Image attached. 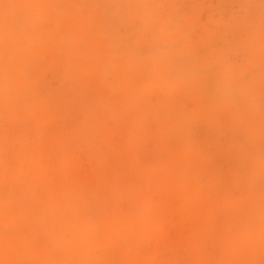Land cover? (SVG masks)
<instances>
[{
	"label": "rangeland",
	"instance_id": "obj_1",
	"mask_svg": "<svg viewBox=\"0 0 264 264\" xmlns=\"http://www.w3.org/2000/svg\"><path fill=\"white\" fill-rule=\"evenodd\" d=\"M48 259L264 264V0H0V264Z\"/></svg>",
	"mask_w": 264,
	"mask_h": 264
},
{
	"label": "bare ground",
	"instance_id": "obj_2",
	"mask_svg": "<svg viewBox=\"0 0 264 264\" xmlns=\"http://www.w3.org/2000/svg\"><path fill=\"white\" fill-rule=\"evenodd\" d=\"M32 211H33V210H32ZM17 216H18V214H17ZM15 218H17V217H15ZM13 219H14V218H13ZM18 219L21 220V218H19V217H18ZM16 220H17V219H16ZM22 220H23V219H22ZM22 220H21V221H22ZM23 221H24V220H23ZM27 221H28V220H27ZM49 257H50V256H49ZM51 258L53 259V257H50V260H52ZM50 260L48 259V261H50ZM51 263H52V261L49 262V264H51ZM54 263H55V262H54ZM54 263H53V264H54ZM55 264H58V263H55ZM64 264H65V263H64Z\"/></svg>",
	"mask_w": 264,
	"mask_h": 264
}]
</instances>
